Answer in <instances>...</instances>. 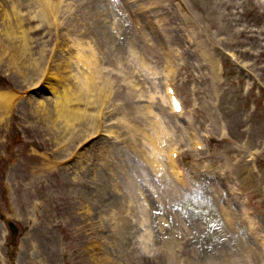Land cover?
Masks as SVG:
<instances>
[{
  "label": "rangeland",
  "instance_id": "374dc122",
  "mask_svg": "<svg viewBox=\"0 0 264 264\" xmlns=\"http://www.w3.org/2000/svg\"><path fill=\"white\" fill-rule=\"evenodd\" d=\"M114 1L120 10L130 8L128 16L140 15L143 34L123 15L114 36L100 46L104 38L91 35L84 24L97 10L109 12L107 0L71 1L72 9L63 8L62 19L52 7L43 22L37 17L17 22L16 39L24 32L30 40L26 61L31 53L45 62H31L27 88L17 86L21 79L0 64V92L22 94L18 106L0 116L5 117L0 124V212L18 229L11 244L0 218V264H264V0H197L192 5L186 0H146L143 9L135 0ZM32 2L12 0L24 14L32 11ZM155 11L164 18L165 11L170 14L157 23V31L148 32L145 14L157 22ZM74 32L97 46L96 70L103 65L101 76L108 77L113 93L97 111L95 105L87 109L88 121L96 115L91 130L80 136L74 131L75 141L58 154L48 127L36 122L23 100L40 89L46 62L55 59L61 36L71 43ZM202 42L204 51L219 61L221 81L212 93L207 92L212 70L198 47ZM132 43L158 72L165 67L163 45L179 54L168 83L184 112L177 117L168 108L160 111L163 124L176 127L168 144L181 154L183 185L170 178L182 189L175 196L166 191L164 178L161 182L148 168L146 149L128 127L145 124L140 116L147 98L138 95L147 87L153 93L150 76L138 80L141 71L130 55ZM68 47L60 57H67ZM115 56L122 57V66ZM156 82L163 91L164 78L158 76ZM212 103L216 117L207 112ZM123 116L126 121L119 119ZM118 120L121 131L110 135ZM97 128L93 137L88 135ZM193 136L207 142L202 150L193 149ZM82 150L79 164L74 160ZM48 160L55 163L46 167ZM225 162L239 172H229ZM135 178L157 188L161 200L138 199ZM98 250L95 260L92 254Z\"/></svg>",
  "mask_w": 264,
  "mask_h": 264
},
{
  "label": "bare ground",
  "instance_id": "6f19581e",
  "mask_svg": "<svg viewBox=\"0 0 264 264\" xmlns=\"http://www.w3.org/2000/svg\"><path fill=\"white\" fill-rule=\"evenodd\" d=\"M71 1L73 4L74 1L80 0H63L62 4L58 0H38V2L33 0V2L30 3V5L33 4L34 6L32 7V11L24 14L19 12L20 9H18L15 4H12V0H0V64L5 63L7 68L10 71H13L12 73L21 79L18 80L19 83L15 81L17 86L25 85L24 88H27V86L30 85L32 81V73L30 71L32 61H34L35 64L45 62L38 58H33L34 54L31 53L28 55L29 61H26L27 54L29 52L30 40L27 35L24 34V32H21L23 34L18 36L16 39V35L18 33L17 22L21 24L23 22V18L33 20L35 17L43 22L44 19L49 18V10L52 7L57 14L62 13V15L59 17L62 19L65 12L63 8H66V10L72 9ZM82 1L84 2V0ZM189 1L191 5L197 2V0H186L187 3ZM34 3H40V6ZM146 3V0H143L135 5H138L140 9H143ZM155 3L156 5H159L158 1H155ZM8 4L11 7H8ZM107 5H109V12H105L107 15H105L104 12L100 13V11L97 10L93 15V19H91L90 22L84 24V29L89 31L91 35H97L96 37L104 38L101 43L99 42L100 46H102L103 43L107 41V38L111 34V36H114L115 31L119 29L118 26L120 21H123L124 16H126L122 9L120 10L116 7L117 4H115L114 0H107ZM148 5L152 4L148 3ZM155 14L158 18L157 22H155V20L150 21V16L145 14V17L149 22L148 26L145 27V30L148 32L150 29L157 31V23L162 24L163 21H165L167 15L170 13L165 11V18L162 17L161 14H157L156 11ZM73 19V16L70 18L67 17L68 21L66 24L68 25L69 21H72ZM132 19L136 20L135 18ZM182 21L186 26L187 20L185 19L184 21V16H182ZM64 35L61 36V42L58 48L55 49V59L52 57L51 61L47 60L46 62V75L42 85L40 86V89L33 94H28L26 97H24L25 100L22 99L25 101L24 103L28 105L30 114L32 113L35 115V117H37L36 122L48 127L52 135V140H55L56 142V153L58 154L64 152L67 146L71 142L75 141L74 138L76 137V134L74 131H78V135L80 136L81 134L91 130L93 123L96 121V115L94 111H90V114L94 113V115L92 116L93 118L88 121L89 115L87 114V109H91V107L95 105L97 111V109L104 103L103 100L107 97L110 98L113 93L112 83L108 84V81L105 79L108 77L104 78L101 76V69L103 65L101 64L98 71L96 70V65L99 63V59L96 52L97 46H92V40L89 41L86 36L80 37L78 36L79 34L74 32L72 33L74 36L72 40L67 34V36L70 38L69 41L71 42L69 43L65 41ZM168 38L169 35H166L167 42ZM16 40L18 41L17 43H15ZM68 43L72 44V46L68 47ZM205 46L206 43L203 42L198 45L202 60L206 62L212 70V87L211 90H207L208 93H212L214 89H216V83L221 81L220 73L218 69H216L219 61L215 58L214 54L204 51ZM66 47H68L66 50L67 57H60V54L64 52ZM130 48V55L135 58L134 62L137 65L136 67L141 71L138 75V80H140V77H144V75L150 76V79L152 80L151 84L153 87V93L151 92L150 88L147 87L143 94L138 95L140 98L143 96L147 98V103L142 107V114L140 116L143 118L145 124L139 122L136 128L133 124L129 123L128 127L132 128L135 134L139 135L138 137L140 142L146 149L145 157L148 168L161 182L164 178L163 182H165L167 186L166 191L169 194L175 196L176 194H180L182 189L177 187L170 178H175L179 184L183 185V176L179 177L177 173L180 171L178 169L179 158L177 160L172 158V153L175 151V149H171V146L175 144H168L170 137L172 136V131L176 130V127H174L171 122V128H169L167 125H164L163 119H161L163 117L160 116L161 107L165 111L167 109L165 103L171 105L170 95L167 92L170 88L169 84H167L164 94H162V91L159 88L160 85L158 86L156 82V78H158V76L159 79L163 80L164 77L169 78V75L172 76V73L170 74V72H168L165 74V69L164 71L158 72V68L153 65L150 66L146 60L147 58L141 56L137 52V49H135L136 46L133 43L131 44ZM162 49L164 50V54L166 56L164 60L165 63L167 62L166 69L167 71H172L174 67L173 57L175 52L173 50L172 53H170L169 49L165 47V45L162 46ZM114 58L120 63V66H122V61L118 60V58L122 59V57L115 56ZM134 74L135 73L130 76H133ZM101 92L106 93L103 98L100 96ZM129 92L133 93L132 91ZM21 95L18 93V90L17 93L10 91L0 92V115L2 113L8 114L9 108L13 104L18 106ZM156 98H159V100ZM206 107L208 109L207 112H209L208 114L211 115V117H214L216 113L213 111L215 104L212 103L211 107L210 105H206ZM171 108H168L170 112L173 110ZM181 114H183L182 108L179 113L175 114V116L178 117ZM124 117L125 116L120 117L119 119L122 121V118L124 119ZM167 118H169V115H167ZM4 119L5 117L0 119V124ZM126 120L127 118L124 119V121ZM219 122L220 121H218V123ZM58 123L60 124L59 127H57ZM119 123L121 122L118 120L115 128H109L110 135L115 134V131L117 133L121 131V128H119L121 124ZM45 127H42V129ZM34 128L35 126H31V129L34 130ZM34 132H36V130H34ZM178 135L183 137L182 133H179ZM113 138L118 140V136L116 135H113ZM83 152L84 150L80 151L76 155L74 160L75 162H79V160L84 156ZM227 152H229L228 149L225 151V153ZM74 161L71 163H74ZM47 162L49 163H44L46 167H49L55 163L49 160ZM223 167L228 168V171L232 173L239 172L238 168L230 166V164L228 166L227 162L224 163ZM67 168L69 169L70 166H67ZM135 181L138 199L148 201V197H151L158 201L161 200L162 194L156 192L157 188L153 190L150 186L146 187L145 183H143V181L140 179L138 180L137 178H135ZM187 186L188 183L186 184L185 188H187ZM127 202L132 203L130 199H128ZM162 223H165V221H162ZM263 245L264 243L262 246ZM98 252L99 250L95 252V255L92 254V257L95 260L98 258L96 255ZM170 255L173 257L172 253H170Z\"/></svg>",
  "mask_w": 264,
  "mask_h": 264
},
{
  "label": "water",
  "instance_id": "95a60500",
  "mask_svg": "<svg viewBox=\"0 0 264 264\" xmlns=\"http://www.w3.org/2000/svg\"><path fill=\"white\" fill-rule=\"evenodd\" d=\"M9 229L12 231V235L14 236L16 234V228L14 227V225L10 222H7Z\"/></svg>",
  "mask_w": 264,
  "mask_h": 264
}]
</instances>
